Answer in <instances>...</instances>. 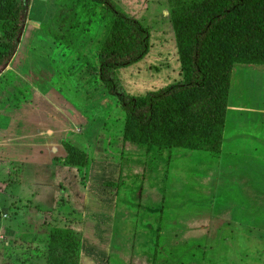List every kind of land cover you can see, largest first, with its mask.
Instances as JSON below:
<instances>
[{
	"label": "rangeland",
	"instance_id": "1",
	"mask_svg": "<svg viewBox=\"0 0 264 264\" xmlns=\"http://www.w3.org/2000/svg\"><path fill=\"white\" fill-rule=\"evenodd\" d=\"M9 1L0 0V10ZM64 1H29L21 40L12 63L0 76V162L9 157L17 160L20 152L37 153L38 133L31 125L39 119L35 113L50 110L54 93L50 89L75 106L87 105L96 95L93 98L98 97L100 106L109 107V119L120 124L116 131L121 133L109 141L111 158H97L112 164L106 166L108 172L120 166L111 191L118 190L125 199L118 203L115 245L104 264H264V64L233 67L219 150L123 144L122 136L129 134L132 123L121 110H110L113 105L103 99L105 89L98 74V47L110 14L96 0H69L71 7L57 4ZM112 1L149 32L146 56L115 71L124 90L142 97L180 81L172 13L189 4L185 0ZM244 100L249 107L260 106L263 116L250 112L245 118L253 123L237 125L234 122L244 115L239 109L244 108H231ZM71 158L78 165L82 162L76 152ZM3 171L8 169L0 167V264H78L80 250L69 241L53 247V242L43 239L31 253L24 243L9 238L10 208H3L2 201L16 193L18 176L10 175L8 181L15 190L11 186L3 191ZM12 205L15 214L24 208L17 201ZM92 232L87 237L93 240Z\"/></svg>",
	"mask_w": 264,
	"mask_h": 264
},
{
	"label": "trees",
	"instance_id": "2",
	"mask_svg": "<svg viewBox=\"0 0 264 264\" xmlns=\"http://www.w3.org/2000/svg\"><path fill=\"white\" fill-rule=\"evenodd\" d=\"M29 1L2 3L0 74L21 40ZM96 1L110 14L98 47L99 79L132 123L124 141L219 150L234 65L264 64V0H185L188 8L178 7L172 13L182 79L142 97L128 94L115 71L146 56L149 32L112 0ZM57 4L71 7L69 0ZM65 149L67 164L87 166L85 152L68 144ZM74 152L82 157L80 165L70 161ZM49 241L53 247L69 241L79 253V235L69 228H52Z\"/></svg>",
	"mask_w": 264,
	"mask_h": 264
},
{
	"label": "crops",
	"instance_id": "3",
	"mask_svg": "<svg viewBox=\"0 0 264 264\" xmlns=\"http://www.w3.org/2000/svg\"><path fill=\"white\" fill-rule=\"evenodd\" d=\"M11 63L10 61L0 76L5 73ZM239 65L256 68V65L260 64ZM50 90L54 91L50 96V110L35 113L36 116L39 115V119L33 120L34 123L31 125V128L38 133L37 141H35L38 145L37 153L21 154L20 152L21 156L18 155L17 160L9 157L0 162L3 170L8 169L7 173L3 171L6 182L2 186L3 191L12 186V183L8 182L10 175L16 173L18 176L16 193L11 192L12 195L8 197L4 195L5 198L2 201L3 208H10L7 214L5 213L8 217L7 232L9 231V234L7 235L12 240L17 239L18 244L24 243L22 246L28 247L29 251L34 253L39 241L45 239L49 243V231L52 228L66 227L77 233L80 238L78 264H104L109 261L115 245L112 235L117 221L118 203L125 199L122 195L119 196L116 189H113L112 194L111 186L107 185V183H117L115 179L120 175V166L118 169L114 167L112 171L115 176L112 177L110 176L112 171L108 172L107 169L112 164L105 160L100 162L97 157L109 155L108 157L111 158L109 141H112L114 134L121 135L119 130L116 131L120 128V124L109 119V114L111 115L109 107L106 104L100 106L99 100H96L98 97L93 98L96 95H93L87 105L76 104L75 106L56 90ZM104 96L103 99L108 98L109 104L113 105L110 108L111 111L114 108L115 112L121 110L117 100L112 99L106 90ZM247 103L249 102L244 100L241 106L234 105L236 107L231 108V111H237L235 108L239 107L244 108L239 109L244 112V115L234 122L237 125L244 122L246 125L252 124V120L245 118L250 112L263 116L260 106L249 107ZM87 109L88 112H86ZM123 141L122 136L120 142L123 143ZM125 143L128 144L129 141L123 144ZM66 144L88 155L87 166H73L65 162ZM96 151L99 153L95 154ZM122 152L126 155L127 147ZM12 166L16 168L13 169ZM98 166L101 169H96ZM149 173L152 174V172ZM107 174L110 177L106 179ZM15 187H13L14 190ZM15 201L24 207L17 210L16 214L12 205ZM26 204L30 207H26ZM94 228L99 229L100 232H92ZM89 230L93 233V240L87 237Z\"/></svg>",
	"mask_w": 264,
	"mask_h": 264
}]
</instances>
